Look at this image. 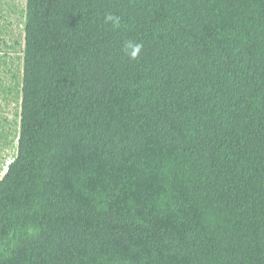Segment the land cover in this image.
<instances>
[{"label": "trees", "instance_id": "16d2710c", "mask_svg": "<svg viewBox=\"0 0 264 264\" xmlns=\"http://www.w3.org/2000/svg\"><path fill=\"white\" fill-rule=\"evenodd\" d=\"M24 18L20 66L0 54V96L22 101L0 264H264V0Z\"/></svg>", "mask_w": 264, "mask_h": 264}, {"label": "rangeland", "instance_id": "374dc122", "mask_svg": "<svg viewBox=\"0 0 264 264\" xmlns=\"http://www.w3.org/2000/svg\"><path fill=\"white\" fill-rule=\"evenodd\" d=\"M26 4L27 0H0V39L3 38L9 43L8 46H0V54L7 58V62L19 66V57L22 58L23 54L17 42L21 40L25 28ZM11 68H16L15 64ZM21 103L17 91L6 97L0 96V180L8 164L18 154Z\"/></svg>", "mask_w": 264, "mask_h": 264}, {"label": "clouds", "instance_id": "9594fccd", "mask_svg": "<svg viewBox=\"0 0 264 264\" xmlns=\"http://www.w3.org/2000/svg\"><path fill=\"white\" fill-rule=\"evenodd\" d=\"M108 19H111V17H108ZM128 49H131L130 52V56L132 59H135L138 57L141 49H142V45L139 44H133V43H127L125 45V50L127 51Z\"/></svg>", "mask_w": 264, "mask_h": 264}]
</instances>
